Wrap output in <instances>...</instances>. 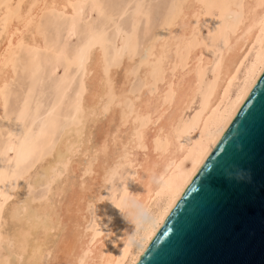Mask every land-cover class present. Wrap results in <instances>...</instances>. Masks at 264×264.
Returning <instances> with one entry per match:
<instances>
[{
	"label": "bare ground",
	"instance_id": "bare-ground-1",
	"mask_svg": "<svg viewBox=\"0 0 264 264\" xmlns=\"http://www.w3.org/2000/svg\"><path fill=\"white\" fill-rule=\"evenodd\" d=\"M88 2L101 9L99 0H3L0 118L22 44L64 55L40 31L42 13L69 16L72 34ZM117 31L116 50L135 53L134 33L130 40ZM86 41L73 55L83 68L74 116L0 208V264H135L264 68V0H182L139 57L137 92L129 89L134 59L109 66L102 37L92 33ZM30 131L16 134L6 151L29 158ZM126 165L114 200L108 182ZM7 168L0 170V194L12 186ZM46 185L44 195L30 192Z\"/></svg>",
	"mask_w": 264,
	"mask_h": 264
},
{
	"label": "rangeland",
	"instance_id": "rangeland-1",
	"mask_svg": "<svg viewBox=\"0 0 264 264\" xmlns=\"http://www.w3.org/2000/svg\"><path fill=\"white\" fill-rule=\"evenodd\" d=\"M99 1L101 3V9L99 11L92 9L90 2L86 4L81 18L82 20H78L76 31L72 33L73 35L70 34L69 26L71 24V20L69 19V16L58 15L57 17V13L55 12L50 13L45 11L42 13L40 17L39 29L45 35L48 44L53 46V48L58 50L60 53L64 54L63 56L60 57L51 50H38L37 52L33 46L22 44L20 52L15 58L13 65L14 77L8 81L2 92L4 110L0 118V170L2 166H8L7 177L8 180H10L12 186L9 189L10 191L4 190L5 194H0V208L5 202H8L12 199L10 193L14 192L17 188L16 186L21 181L20 177L24 173L32 170L35 164L37 165L39 162V159L49 155L56 144L59 135L61 134L63 128L62 126L67 125L74 116V109L77 107L76 105H78L77 103L79 102L78 95L82 90L83 78V68L79 67L73 62V55L79 49V47L86 43V40H88L89 36H91L93 33L102 37L103 42L101 44L103 45V51L106 54H104V56L109 66H112L113 64L114 67L117 66L120 68L124 61V57L131 61L134 59V65L131 66V74L135 78L132 79L129 89L130 92H137L141 89L143 84V80L140 78L138 73L141 66L140 59L142 58V55H145L147 46L151 42L152 38L161 29H163L164 25L174 15L177 6L182 2V0ZM2 2L3 0H0V5ZM136 11L138 12V17H136ZM55 16L56 19L54 21ZM67 22L69 23L67 24ZM119 28L121 31L123 30V34L127 33L126 36L129 35V38L127 37L128 39L131 40V38L135 36L133 39L136 46L134 49L136 50L134 51L135 53L130 54L128 53V50L126 51V49H124V51H122L123 49L117 51V48L114 47L116 45L115 38L117 37L116 34L119 32L117 31ZM67 29H69V32ZM131 32L134 33L133 37ZM120 51H122V53ZM117 53H120L118 54L119 58L116 55ZM33 54L35 55L34 58ZM121 54H123L122 61L120 59ZM115 57H117V59ZM134 61H137V63ZM69 64H71V66ZM209 79L210 77L208 73L202 88L203 91L208 88ZM127 99L125 100V104L129 105L130 100ZM76 101L77 103L74 105ZM48 128H50L51 131ZM22 130H31L30 132L33 135H31L30 140V145L32 144L30 156L29 158H26L28 160L22 159L24 161L26 160V162H23L21 159H17L15 154H12L10 151H6L5 147L16 134L20 135ZM40 132H42V135ZM46 134L49 135V137H46ZM42 136L44 138H42ZM32 137L34 138V141ZM41 140L43 144L40 142ZM5 141L7 142L5 143ZM39 142L42 144V146H40L41 144ZM42 147L43 149L41 150ZM32 148L35 149L33 150ZM4 150L5 153H3ZM16 160L19 161V163ZM24 163L27 164L25 165ZM29 164L33 165L29 166ZM14 169H16L15 172ZM126 172L127 165L122 167L118 175L116 174L111 176L109 180L110 183L108 182V195L110 198L114 199L115 196L114 200H116L119 197L121 191L119 189H121L126 180ZM12 173L15 174V177ZM13 186H15L14 189ZM46 188H48L47 185L36 188L34 191L30 190V192L35 196L44 195L47 192ZM7 192L10 193L6 195ZM93 212V207H91V220L89 221L90 224L93 223Z\"/></svg>",
	"mask_w": 264,
	"mask_h": 264
},
{
	"label": "water",
	"instance_id": "water-1",
	"mask_svg": "<svg viewBox=\"0 0 264 264\" xmlns=\"http://www.w3.org/2000/svg\"><path fill=\"white\" fill-rule=\"evenodd\" d=\"M135 264H264V68Z\"/></svg>",
	"mask_w": 264,
	"mask_h": 264
},
{
	"label": "clouds",
	"instance_id": "clouds-1",
	"mask_svg": "<svg viewBox=\"0 0 264 264\" xmlns=\"http://www.w3.org/2000/svg\"><path fill=\"white\" fill-rule=\"evenodd\" d=\"M240 175H241V171L234 173L232 176L239 177ZM232 176H231V177H232Z\"/></svg>",
	"mask_w": 264,
	"mask_h": 264
}]
</instances>
